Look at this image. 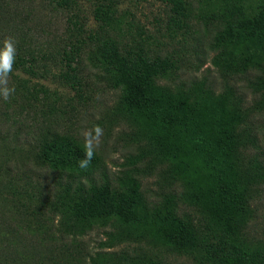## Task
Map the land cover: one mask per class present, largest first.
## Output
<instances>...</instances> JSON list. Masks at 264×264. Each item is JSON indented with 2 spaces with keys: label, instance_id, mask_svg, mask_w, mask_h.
<instances>
[{
  "label": "rangeland",
  "instance_id": "374dc122",
  "mask_svg": "<svg viewBox=\"0 0 264 264\" xmlns=\"http://www.w3.org/2000/svg\"><path fill=\"white\" fill-rule=\"evenodd\" d=\"M97 1L101 0H76L68 11H62L49 6L48 0H0V48L5 38L17 42L9 78V86L16 91L9 102L0 100V264H89L86 256L100 251V243L108 239L105 232H115L113 227L96 221L86 227L80 223L62 226V206L57 196L61 189L55 182L64 181L67 174L50 169L37 155L47 132L84 144V133L99 125L103 129L96 150L100 167L93 168L94 176L98 179L104 170L117 187H121L120 179L133 178L142 202L149 203L145 218L153 224L144 226L159 225L167 211H173L182 223L204 225V200L195 197L194 190H189L188 199L182 196L188 185L168 175V164L156 161L138 123L121 119L118 102L123 92L110 88L103 72L88 59L91 48L87 37L104 34L91 13ZM112 1L118 4L113 16L121 21L123 33L136 37L137 31H143L144 37L156 43L158 52L175 62L177 70L168 80L160 81L161 85L203 84L210 91V101L226 89L231 92L238 111L232 117L236 119L237 114L238 128L247 139L238 149V161L251 167V161L264 163V107L252 106L257 98L250 86L255 71L234 76L221 73L211 64L215 28L198 22L202 3L185 0L187 6L179 16L162 0ZM76 15L82 31L73 30L67 22ZM71 44L73 49L69 48ZM59 46H67L73 54L77 50L78 57L70 64L74 71H68L64 58L57 54ZM151 48L156 49L153 45ZM28 53H33V60ZM254 188L252 215L245 222L251 236L261 238L264 184L256 187L254 183ZM171 194L177 196L175 206L167 204ZM123 236L122 242L103 250L116 256L109 255L107 264L115 260L128 264L143 258L147 264H202L192 254L179 255L170 249L151 247L144 238Z\"/></svg>",
  "mask_w": 264,
  "mask_h": 264
},
{
  "label": "trees",
  "instance_id": "16d2710c",
  "mask_svg": "<svg viewBox=\"0 0 264 264\" xmlns=\"http://www.w3.org/2000/svg\"><path fill=\"white\" fill-rule=\"evenodd\" d=\"M48 2L55 9L68 11L76 0ZM162 2L179 16H183L187 6L185 0ZM199 2L202 15L198 22L215 28L211 64L221 73L234 76L255 71L250 86L257 100L252 106L264 107V0ZM117 6L116 1L101 0L92 9L104 34L87 37L91 48L88 59L103 72L110 88L123 92L118 102L123 113L121 119L138 123L141 135L151 142L148 141L156 161L168 164V175L188 185L182 196L188 199L189 190H194V196L204 200V225L182 223L172 215L173 211H167L159 225L144 226L153 224L145 218L149 203L142 202L133 178L120 179L121 187H117L101 170L97 179L93 172V168L100 167L97 155L91 166L83 170L78 163L84 157L83 142L47 132L37 155L50 169L67 174L64 181L55 182L61 189L57 196L62 206V226L80 223L86 227L90 221H96L114 228V233L105 232L108 239L100 243V251L86 256L89 264H107L110 256L115 255L103 250L122 242L123 234L144 238L151 247H163L179 255L192 254L202 264H264V231L261 238H254L245 222L252 215L251 202L257 191L254 183L256 187L264 184V163L251 161V167L238 161V149L247 139L238 128L237 114L236 119L232 117L237 104L231 101V92L226 89L210 101V91L203 84L189 87L180 83L173 88L161 85L160 81L168 80L177 70L175 62L171 56L158 52L156 43L144 37L143 31H137L136 37L130 32L123 33L121 21L113 16ZM76 16H70L67 22L73 30L82 31ZM56 50L64 58L68 71H74L70 64L76 61L77 50L75 55L67 46ZM28 55L34 59L33 53ZM17 59L23 61L24 57ZM228 101L232 103L227 105ZM228 106L233 109L230 111ZM162 130L166 137L158 132ZM128 161L134 164L131 159ZM170 196L167 204L175 206L177 196ZM203 226L204 231L200 232ZM123 262L115 260L109 264ZM128 264L147 263L143 258Z\"/></svg>",
  "mask_w": 264,
  "mask_h": 264
},
{
  "label": "clouds",
  "instance_id": "9594fccd",
  "mask_svg": "<svg viewBox=\"0 0 264 264\" xmlns=\"http://www.w3.org/2000/svg\"><path fill=\"white\" fill-rule=\"evenodd\" d=\"M16 44L12 37H8L3 41V48H0V100L4 102H9L16 91L15 87L9 86V78L16 60ZM102 135L103 129L99 125L84 133V157L78 162L81 169L87 170L91 166Z\"/></svg>",
  "mask_w": 264,
  "mask_h": 264
}]
</instances>
